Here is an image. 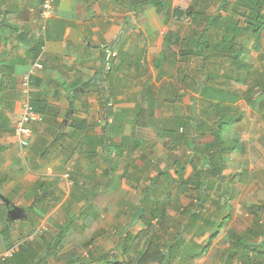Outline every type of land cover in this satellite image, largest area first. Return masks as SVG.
Returning <instances> with one entry per match:
<instances>
[{
	"label": "crops",
	"instance_id": "1",
	"mask_svg": "<svg viewBox=\"0 0 264 264\" xmlns=\"http://www.w3.org/2000/svg\"><path fill=\"white\" fill-rule=\"evenodd\" d=\"M43 1L2 0L7 19L26 37L18 40L6 30L10 42L0 46V264L37 260L65 264L72 256L89 263L99 255L120 257L123 223L115 225L120 228L119 232L116 229L117 238L110 235L106 238L110 240L105 239L113 244L106 249L98 244L107 231L104 229H93L96 240L84 246L79 255H73L72 238L80 237L86 243L92 235H87V230L101 217L96 204L117 195L113 189L119 185L113 188L114 176L119 175L116 169L122 156H132L136 161V165L130 164L135 170L126 166L120 172L124 182L130 173L140 176V159H154L156 155L160 162L149 166L159 172L157 175L164 174L165 169L156 167L164 166L166 143L170 135L181 134L190 120L174 106L172 112H163L158 105L165 100L172 104L187 101L182 86L188 59L175 38L183 34L162 26L167 18L181 22L169 14L157 18L158 6L144 3L150 0L137 4L135 0H52L54 15L45 20L41 15ZM157 37L168 46L176 44L178 55L157 46L153 41ZM113 53L116 58L108 69L106 61ZM5 63H13V77L6 72ZM32 68L36 71L31 101L43 111L37 112L41 119L31 123L32 136L23 146L14 127L23 109L22 77ZM256 89L264 91L258 86ZM17 97L20 100L14 101ZM249 101L264 123V101L258 104L254 97ZM139 103L149 104L148 109H138ZM248 127L247 140L252 146L257 133L251 122ZM224 138H229L228 142L231 139L226 134ZM124 142L128 149L121 151ZM257 143L263 144L264 138L261 136ZM159 147L163 153H158ZM136 148L142 152L132 155ZM241 148L240 141L235 151ZM187 155L186 163L180 160L182 165L176 154L166 158L183 166L184 175L188 165L192 166L191 157L202 162L194 151ZM142 179L132 181L138 184ZM123 257L131 258L128 252Z\"/></svg>",
	"mask_w": 264,
	"mask_h": 264
},
{
	"label": "rangeland",
	"instance_id": "2",
	"mask_svg": "<svg viewBox=\"0 0 264 264\" xmlns=\"http://www.w3.org/2000/svg\"><path fill=\"white\" fill-rule=\"evenodd\" d=\"M205 1V6L203 5L201 9L202 12L199 13L197 18L216 16L220 19L229 17L240 20V30L237 32V34H239V39L237 43L234 44V52L229 55L228 45L230 37L228 36L225 42L222 41V32L219 29L216 30L213 27L209 28L203 35L202 31L205 25H197L196 21H191L190 23H176L167 18L168 23H162V26H166V29H172L173 32L182 33L183 35L180 36L187 37V39L193 36L200 38V45L203 46L200 49L202 53H197V55L190 57L187 61L186 69L183 70L186 76V80L183 82L184 84L182 86L184 90L183 97L186 96L187 101L181 102L180 104H172L170 100H165L162 103L161 101L158 102V105L161 106L159 108L163 112H172L171 107L174 106V109L178 111L177 113L182 112L179 114H187V116H189L190 120L188 121V125L184 127L183 132L180 131L186 135L187 139H194V142L190 145L187 144L188 141L186 140L185 143H181V145L176 147L172 152H169L167 149L166 155L171 157L172 154H176V159L182 158L186 163V160L189 159L187 157V152L189 150H198L194 153H198L199 160H201L202 154L200 151H204L208 143L215 141V135L210 132L219 127H221L220 129L224 128L221 120L219 123L217 122L219 116L210 108V101L212 100L219 101L222 105L231 104L229 112L241 115L242 118L239 121L230 124L228 128L225 127L224 129L228 132L225 133L227 137L237 136V138H239L242 148L235 152H225L223 157L226 167L221 173L212 175V173L209 172L205 175L207 181L215 182V187L212 189H208L206 186H202L201 188L196 186L193 187L190 184L182 188L180 186L178 187L177 183L180 177L176 169L180 168V166L174 163L172 164V160L166 158L165 155V158H162L164 159L162 163H164L165 167L159 168L167 170L168 176L158 179L157 188L148 191L149 199L143 206L140 205L143 198V188L148 187L149 177H156L159 173L156 170H152V166L150 167L148 164L160 162V160H157L158 155L155 156L156 159L145 158L144 161L140 159L145 164V166H141V171L143 173H141L140 176L145 180L142 179L143 182L138 184L129 180V178H126L124 182V176L120 175V172L124 170V167H129L131 163L136 164V161L132 156H122L119 159L118 168L116 169V174L119 175L114 176L115 185H113V188L119 185L120 190L118 188L113 189L115 192L118 191L117 195L115 193L114 196L109 197L102 204H96V209L101 212V217L99 215V218L93 221V227L87 230V235L92 234L93 229L107 230L103 238L98 242L102 249H106L113 245L111 242H106L110 240L106 238H110V235H114V238H117V230L119 232L120 228H117L115 225L119 223H123L124 234L129 233L133 237H140L143 234L142 231L148 229L146 220L151 217L149 213L150 208L154 209L158 207L160 213L163 212L165 208L166 212L169 213L171 217L180 221V225L173 224L170 228L164 229L163 226L159 224L160 221L158 217L152 219L151 222L155 227L149 231V235H146L142 239L139 244V250H142L151 242L163 247V243L166 240L171 241L177 233H180L181 238L185 241V244L182 245L185 253L183 252L182 254L191 255L189 247L196 248L200 253L199 255L187 257L186 260L188 264H229L231 259L226 257V250L230 247L229 240L231 239L232 233L248 232L253 223L254 213H256V211L259 213L264 212V143L261 145L257 143L261 136L264 138V123L259 121V118L256 116V108L254 104H252L254 106L252 107L249 101V99L253 97L258 104H260L259 102H261V100L264 101V91L261 89H253L251 92L249 90L250 87L252 88L254 86L256 80L264 82V27L258 34H253L251 31L246 30L245 26L247 23L243 15H241L244 9H239L240 7L235 6L230 0H226L227 2L225 3V0ZM222 2L224 3L223 5H221ZM170 6L171 2H167L165 8L155 6L157 15H159L157 18H160L161 14H168ZM144 14L147 17L148 13L145 12ZM262 14H264V10ZM149 17L151 16H148V18ZM197 18L195 20H198ZM142 19L146 20L143 15ZM155 22L157 23V20H155ZM200 35H202V37H198ZM153 41L157 46L159 44L160 47L166 48L169 51H176L178 49L176 44L168 46L169 44L164 42L162 37H157L153 39ZM8 48L11 49V45ZM175 55H178L177 51ZM6 64L7 63H5V65ZM34 70L36 71L35 68ZM207 74L213 75V80L210 81V84L215 89L208 91L210 96L205 97V89H199L198 87L207 82ZM196 93L198 97H196ZM218 96L225 98L218 99L216 98ZM142 106L148 109L149 104L139 103L138 109ZM248 109H250L249 112ZM262 110L264 111V107ZM18 117L19 115H17V118ZM249 122L252 123L255 133H257V140L252 146L247 140L249 137V127L246 128V124ZM155 124H158L157 120H155ZM155 133L156 137H159L156 131ZM218 137L219 135L217 138ZM156 140L158 143L162 141L160 138H156ZM153 142L155 144L157 143L154 140ZM218 148L219 147L216 146L215 150ZM159 149H161L159 150L161 152H158L156 149L155 153H163L164 149L162 147H159ZM212 149L213 147L211 151ZM139 151L140 150H137L132 155H139ZM203 162L204 161H202L201 164H203ZM132 170L135 169L132 168ZM193 172L192 166L188 165L182 178L186 179ZM162 175L164 174H161V177ZM233 194L234 197L232 198ZM227 200V207H219V205L224 204ZM140 206L142 208L144 207L143 214L136 221L137 207ZM119 211L121 212L119 215L120 217H116ZM195 212L201 215L200 219L196 218ZM226 215H228V217L223 220ZM142 217L146 219L144 220ZM189 220L194 223V227L188 225ZM222 220L224 224L219 231H217V226L206 225L207 221L221 222ZM198 226H206L202 229H207V231L203 234L197 233L196 227ZM213 234L216 236H213L210 243L209 239ZM72 239L71 243L75 248L76 245H80L82 238L73 237ZM104 242H106V245L103 244ZM207 245L210 246H208V249H205ZM262 250H264V248H262ZM121 251L119 250V252ZM251 254L255 260L259 259L264 263V253L260 256L255 253ZM133 255V253L130 254L131 257ZM180 261L182 262L183 259H180ZM148 264L158 263L150 262ZM231 264L238 263L232 262Z\"/></svg>",
	"mask_w": 264,
	"mask_h": 264
},
{
	"label": "trees",
	"instance_id": "3",
	"mask_svg": "<svg viewBox=\"0 0 264 264\" xmlns=\"http://www.w3.org/2000/svg\"><path fill=\"white\" fill-rule=\"evenodd\" d=\"M151 2H144L146 4H154L158 7L165 8L167 5V2L164 0H150ZM205 0H171V6L170 11H169V16H171L172 19H174L177 22L181 23H190L191 21H196L197 25L204 24V29L202 31V34L204 35L209 28H215L216 30H221L222 32V38L221 40L225 42V39L229 36V45H228V54H232L234 52V44L237 43V40L239 39V34H237L239 29V23L241 22L238 19H232V18H224L220 19L219 17L216 16H210L209 18L206 17H200L199 19L197 16L199 13H201V9L203 8V5L205 6ZM227 2L226 0L224 3ZM230 2H233L235 6L240 7L239 9H244V12H241V15H243L244 20L246 21L247 25L245 26L246 30L251 31L253 34H258L264 27V0H230ZM223 2L221 5L224 4ZM202 4V5H201ZM7 8V7H5ZM3 7V2L0 0V46L2 44L10 42V38L5 35V31L9 30L13 35L17 36V39H24L26 36L24 33H20V29L17 28L14 25H11L8 22V19L6 17L7 10H5ZM241 9V10H242ZM198 20H195V19ZM202 37V35L198 36ZM176 42H178L181 46V54L185 55L187 59L192 57L193 55H197V53H202L200 49L203 47L201 44V39L197 37H183V36H175ZM205 47V46H204ZM7 63L5 65L6 72L13 77L14 75V70H13V63ZM30 71V70H29ZM28 71V72H29ZM27 72V73H28ZM35 75V74H34ZM34 75H31L34 78ZM14 80V78H12ZM213 80V75L207 74L206 75V83L200 85L198 88L205 89V97L210 96V93L208 91L215 89L214 87L211 86L210 81ZM33 83V82H32ZM3 83H0V89L2 88ZM258 87L264 88V82L256 80L254 86L249 88V90L252 92L253 89H256ZM14 88V87H13ZM12 93V92H11ZM11 93L7 94L10 95ZM22 97V94H21ZM218 99H224L225 97H216ZM208 99V98H207ZM13 100V99H12ZM11 100V101H12ZM20 100V98H16L14 101ZM13 101V102H14ZM10 102V103H13ZM35 110L37 112L43 111L42 109L37 106V104L34 102L32 103ZM210 108H212V111H215L218 119L217 122L219 123L220 120L222 121L224 128L227 127L236 122L239 121L242 117L241 115H236L232 114L229 112V109L231 108V104H225L222 105L221 102L219 101H210ZM228 112V113H227ZM145 118V116H144ZM141 117L139 118V120ZM182 123V122H181ZM180 123V124H181ZM143 125H147L146 120H142ZM214 130V132H210L212 134H215V141H211V143H208V145L205 146V152L200 151L202 154V161L203 164L197 163L196 160L191 157L190 162L193 167V174L190 175L189 177L182 178L183 177V170L184 167L182 166L181 168H177L176 171L178 173V176L180 177L179 182L177 183V186L179 187H185L187 184L192 185L193 187H202L206 186L207 188L214 187L215 182L213 181H207L205 179V175L207 173H212V175H216L221 173L225 167L226 164L224 162V157L223 155L225 152H231L235 151L239 147L240 140L239 138L236 137H231L230 141L228 142L229 138H224L225 131L224 128ZM227 130V129H226ZM219 137L217 138V136ZM170 139L166 143V147L170 150L173 151L176 147L181 145L183 141H188V145L194 142V139H187L185 137V134H177L175 135H170ZM239 137V136H238ZM216 146L219 148L215 150ZM122 149L121 151L128 149L127 144L124 142L122 144ZM213 147L212 151L211 148ZM137 149V148H136ZM138 150V149H137ZM136 150V151H137ZM192 152L198 151V150H191ZM142 152V151H139ZM186 154V153H185ZM213 154V155H210ZM175 155V154H173ZM139 160V159H138ZM182 160V159H178ZM144 161V158H143ZM142 160H139L137 163V169L140 172L139 174L143 173L141 171V166H145ZM143 163V165H142ZM180 165H182L181 162H179ZM136 165V164H135ZM150 165V164H148ZM201 165V166H200ZM129 168H132L131 165H129ZM157 170L161 171V168H157ZM182 170V171H179ZM212 170V171H211ZM164 176V177H163ZM168 176V171L165 170L164 175L156 176L154 178L149 177V184L147 188H143L145 196L142 198L140 204L143 206L145 203H147L149 196H148V191L149 190H155L157 187V182L158 178H166ZM141 176L133 175L130 173L128 176L129 180H139ZM234 197V194L232 198ZM231 199V198H230ZM228 206V200L224 202V204L219 205V207H227ZM150 208V206H149ZM151 217L146 220L148 226L147 230H143V234L139 236L133 237L130 234H127L126 236H123V248L122 251L119 252V256L114 257H109L105 255H99L98 257L93 258V260H90L91 262L87 263L86 261H82V259H79V256L76 257H71L67 260L65 264H94V262L99 259V261L96 264H148L150 262L153 263H158V264H188L187 262V257H192L194 255H199V251L195 248L189 247V251H191V255H183L182 253L184 252V247H182L183 244H185V241L183 238H181L180 233H177L173 240H168L167 242L163 243V247L161 248L158 244L151 242L148 246L143 248L142 250H139V244L141 243L142 239L146 236L149 235V231L152 230L155 225L152 224V219L154 218H159L160 225L163 226L164 229L170 228L171 225L176 224L180 225V221L177 219H174L169 215V213L166 212L165 208L163 209V212L160 213V210L158 207H155L154 209L150 208ZM195 216L197 219L201 218V215L198 212H195ZM228 215H226L225 218H227ZM142 219H146L142 217ZM222 220V221H223ZM212 222V221H207L206 225L207 226H217L218 230L221 229V227L224 224L223 222ZM192 224V227H194V223H192L189 220V224ZM206 226H198L197 231L198 233H205L207 229H202ZM208 228V227H207ZM213 236L215 237L216 235L213 234L211 239H213ZM262 237V239H261ZM264 212L259 213L256 211L254 213V219L252 226L249 228L248 232L245 233H232L230 241V247L226 250V257L231 259L230 263L232 262H237L238 264H264L261 260L259 259H254L251 253H255L257 255H262L264 253ZM96 240V235L92 234L91 236L88 237V241L84 243V239H81L80 245H76L74 248V253L73 255L77 254L79 255L81 253V250L84 248V246L90 245L92 242ZM205 249H208V246L205 247ZM134 254L131 258H124V254ZM185 253V252H184ZM127 256V255H126ZM180 259H183L181 262ZM224 262V260H223ZM28 264H46L45 261H39L37 262H29ZM226 264V263H225Z\"/></svg>",
	"mask_w": 264,
	"mask_h": 264
},
{
	"label": "built area",
	"instance_id": "4",
	"mask_svg": "<svg viewBox=\"0 0 264 264\" xmlns=\"http://www.w3.org/2000/svg\"><path fill=\"white\" fill-rule=\"evenodd\" d=\"M52 0H44L42 4L41 15L43 19H49L54 14V7L52 5ZM116 54H112L115 56ZM111 61H107V67L110 68ZM39 67V65H37ZM35 65V67H37ZM35 73L34 68L26 74L23 75L21 81V94H22V114L21 117L16 121L14 131L15 135L20 140V143L24 146L29 143V138L32 136L33 130L31 123L35 120H40L41 117L35 111V108L31 101V90H32V76Z\"/></svg>",
	"mask_w": 264,
	"mask_h": 264
},
{
	"label": "clouds",
	"instance_id": "5",
	"mask_svg": "<svg viewBox=\"0 0 264 264\" xmlns=\"http://www.w3.org/2000/svg\"><path fill=\"white\" fill-rule=\"evenodd\" d=\"M53 15H54V14H53ZM53 15H52V16H53ZM52 16H51V17H52ZM51 17H50V18H51ZM46 20H48V19H46ZM115 58H116V55H115V56H112V57L110 56L109 58H107V61H108V60L111 61L110 68H111V66H112L113 59H115ZM107 61H106V65H107ZM110 68H108V69H110ZM35 111H36V110H35ZM36 112H37V111H36ZM24 146H25V145H24ZM67 175L69 176L70 174L68 173ZM140 205H141V204H140ZM139 208H142V207H141V206H140V207H137V211L139 210ZM142 209H144V207H143ZM137 211H136V213H137ZM142 214H143V213H142ZM142 214H141L140 216H142ZM140 216H137V215H136V220H138V219L140 218ZM127 234H128V233H127ZM127 234H124V232H123V236H126ZM12 254H13V251H12Z\"/></svg>",
	"mask_w": 264,
	"mask_h": 264
},
{
	"label": "water",
	"instance_id": "6",
	"mask_svg": "<svg viewBox=\"0 0 264 264\" xmlns=\"http://www.w3.org/2000/svg\"><path fill=\"white\" fill-rule=\"evenodd\" d=\"M139 1H140V0H135L134 3L137 4ZM142 213H143V209H142V208H139V210L137 211L136 215H137V216H140Z\"/></svg>",
	"mask_w": 264,
	"mask_h": 264
}]
</instances>
